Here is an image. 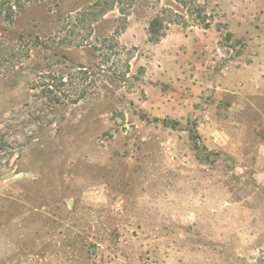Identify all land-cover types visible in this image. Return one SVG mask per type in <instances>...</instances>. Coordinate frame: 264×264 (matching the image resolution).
<instances>
[{
    "label": "rangeland",
    "instance_id": "obj_1",
    "mask_svg": "<svg viewBox=\"0 0 264 264\" xmlns=\"http://www.w3.org/2000/svg\"><path fill=\"white\" fill-rule=\"evenodd\" d=\"M0 264H264V0H0Z\"/></svg>",
    "mask_w": 264,
    "mask_h": 264
},
{
    "label": "trees",
    "instance_id": "obj_2",
    "mask_svg": "<svg viewBox=\"0 0 264 264\" xmlns=\"http://www.w3.org/2000/svg\"><path fill=\"white\" fill-rule=\"evenodd\" d=\"M159 19H156V20H154L153 22H152V24H151V30H150V32H151V39L153 40V39H155V37H157L156 39L157 40H159L160 39V24H159ZM110 50H112V48H109ZM83 74L84 75H87V74H89V72L87 73V70L86 71H84L83 72ZM61 78H59V80H60ZM57 81V80H56ZM54 84L52 85V84H48L47 85V87H48V90H49V92L50 93H52V98H49L50 100H51V102H53L54 104H59L60 103V96L58 95V94H55V93H57V89H59V87H60V85L59 84H57V83H55V82H53ZM52 88V89H51Z\"/></svg>",
    "mask_w": 264,
    "mask_h": 264
}]
</instances>
